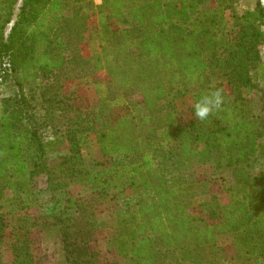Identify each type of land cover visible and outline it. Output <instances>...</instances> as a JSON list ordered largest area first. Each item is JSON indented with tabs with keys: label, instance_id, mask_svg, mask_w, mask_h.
Masks as SVG:
<instances>
[{
	"label": "trees",
	"instance_id": "trees-1",
	"mask_svg": "<svg viewBox=\"0 0 264 264\" xmlns=\"http://www.w3.org/2000/svg\"><path fill=\"white\" fill-rule=\"evenodd\" d=\"M242 1L101 0L96 6L93 0H0L1 84L16 79L19 88L0 98V200L3 191L17 198L29 194L40 175L50 191L65 190L85 172L76 134L91 131L102 158L123 159L106 179L128 178L135 186L118 211L116 249L136 264H264V173L251 172L264 159V89L254 83L264 67L258 50L264 44V6L250 0L227 25L224 12ZM94 18L100 52L84 57L82 36ZM5 59L10 70L3 73ZM99 73L112 93L134 94L133 112L104 124L93 113L84 122L62 84ZM217 75L225 82L213 87ZM94 82L102 98L104 85ZM216 89L224 102L205 120L187 122L175 109L182 96L193 106ZM246 89L257 92L259 113H253ZM37 93L43 126L66 124L68 153L54 162L46 158L42 125L30 113ZM222 168L231 173V184L212 194L194 219L187 206L199 182L197 170L214 183ZM94 181L96 194L107 190L97 176ZM79 201L68 207L77 217H53L65 264H104L89 250L94 211L90 202ZM33 220L11 217V264H35ZM6 228L0 214V243ZM224 234L234 235L238 249L229 261L216 244Z\"/></svg>",
	"mask_w": 264,
	"mask_h": 264
},
{
	"label": "rangeland",
	"instance_id": "rangeland-1",
	"mask_svg": "<svg viewBox=\"0 0 264 264\" xmlns=\"http://www.w3.org/2000/svg\"><path fill=\"white\" fill-rule=\"evenodd\" d=\"M96 6L101 4V0H93ZM264 6V0H260ZM250 0H243L232 11L224 12V19L227 25L233 22V15L241 13L246 7L250 6ZM19 13V5L14 9L13 21ZM115 27L118 24L109 22ZM11 24L7 28L9 31ZM99 31L98 21L92 19L88 25L87 31L82 36L80 44L81 55L89 57L100 52V41L96 37ZM262 64L264 65V44L258 47ZM101 80L106 93L102 98L98 96L99 89L95 87V80ZM16 79H8L0 84V98L8 95L18 94V84ZM225 82L223 75L214 76L211 80L213 87L222 85ZM254 83L264 89V67L259 70L258 74L254 75ZM63 92H71L73 104L75 102L78 111L81 113L84 122H87L89 117H93L95 113L98 120L104 124L111 121L112 118L129 114L132 111V101L138 99L134 94L128 93H112L113 87H110L109 81L103 77L102 73L94 76H82L79 78L69 79L62 84ZM26 89V86L24 87ZM248 96L252 99L254 105L253 113H259L260 105L257 102V92L246 89ZM41 99L39 94L35 95V99L31 102L32 113L37 120L36 126L42 128L39 130L44 143L47 146L46 158L50 162L59 160V158L68 153V145L63 141V136L66 133V124L63 120L56 123L55 128L51 125H44L45 118L43 117V106L40 104ZM45 106V105H44ZM175 109L183 117L184 120L192 121L194 119L192 112V102L190 97L182 96L174 101ZM74 107V106H73ZM88 116V117H87ZM84 129L86 126H83ZM80 129V128H79ZM77 137L80 138V157L83 163L84 175L71 181L65 190L50 191L47 187L45 177L37 176L31 182V190L29 194L15 197L11 190L2 192L0 200V214L6 218L7 228L5 229L3 239L0 243V264L12 263L11 246L14 238L10 228L11 217L21 215L28 217L30 220L36 219L32 231V252L34 255L35 264H65L62 253V241L58 230V224L54 223L53 217H59L61 220L67 217H77V211L68 208L73 206L76 201L90 202L91 209L94 213L91 219L95 221L94 230L89 243V250L93 252L100 263L104 264H136L125 251L118 250L113 245V238L118 232L117 216L121 205H125L127 200L134 195L135 186L128 178L106 179V174L112 170L114 163H122L123 159L116 160L102 158L97 149L94 133L91 131L77 132ZM55 142V145L52 143ZM252 175L258 176L264 173V159H258L252 167ZM94 176L99 178L100 184L107 188L106 191L96 194L93 186L95 184ZM197 178L199 182L192 186V194L190 203L187 206L188 214L194 219H198L202 214V206L210 200L212 194H218L223 187H226L232 182V175L226 169L217 170L212 178L213 182L208 181V176L203 170H197ZM206 179V180H205ZM104 181H107L104 182ZM16 202L19 205L14 204ZM68 208V210L66 209ZM19 209V210H18ZM67 213V214H66ZM217 247L222 249L224 260L229 261L238 253V249L234 243L233 234L220 235L217 238Z\"/></svg>",
	"mask_w": 264,
	"mask_h": 264
},
{
	"label": "clouds",
	"instance_id": "clouds-1",
	"mask_svg": "<svg viewBox=\"0 0 264 264\" xmlns=\"http://www.w3.org/2000/svg\"><path fill=\"white\" fill-rule=\"evenodd\" d=\"M223 102L220 90H210L207 95L200 97L194 103L192 107L193 116L198 120H205L214 110H218Z\"/></svg>",
	"mask_w": 264,
	"mask_h": 264
},
{
	"label": "built area",
	"instance_id": "built-area-1",
	"mask_svg": "<svg viewBox=\"0 0 264 264\" xmlns=\"http://www.w3.org/2000/svg\"><path fill=\"white\" fill-rule=\"evenodd\" d=\"M2 68H3V73L5 72H9V70H10V65H9V63H8V61H7V59H5L4 61H3V63H2ZM0 84H1V79H0Z\"/></svg>",
	"mask_w": 264,
	"mask_h": 264
}]
</instances>
